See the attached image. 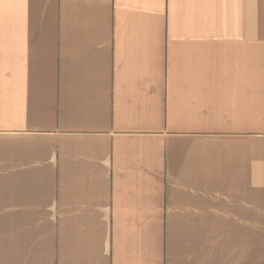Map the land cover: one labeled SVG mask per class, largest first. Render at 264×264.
<instances>
[{
  "label": "crops",
  "instance_id": "1",
  "mask_svg": "<svg viewBox=\"0 0 264 264\" xmlns=\"http://www.w3.org/2000/svg\"><path fill=\"white\" fill-rule=\"evenodd\" d=\"M0 264H264V0H0Z\"/></svg>",
  "mask_w": 264,
  "mask_h": 264
}]
</instances>
